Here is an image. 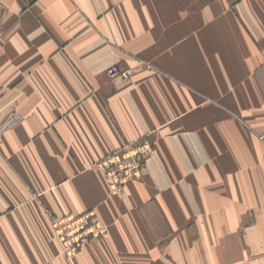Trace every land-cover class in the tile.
Instances as JSON below:
<instances>
[{
	"label": "crops",
	"instance_id": "crops-1",
	"mask_svg": "<svg viewBox=\"0 0 264 264\" xmlns=\"http://www.w3.org/2000/svg\"><path fill=\"white\" fill-rule=\"evenodd\" d=\"M86 212L108 235L67 258ZM0 264H264V0H0Z\"/></svg>",
	"mask_w": 264,
	"mask_h": 264
},
{
	"label": "built area",
	"instance_id": "built-area-1",
	"mask_svg": "<svg viewBox=\"0 0 264 264\" xmlns=\"http://www.w3.org/2000/svg\"><path fill=\"white\" fill-rule=\"evenodd\" d=\"M141 67L150 65L142 62ZM139 69L132 67L121 69L118 64L111 66L107 75L110 79L130 80ZM16 118L13 119L16 120ZM155 150L150 142L125 145L102 161L107 184L113 194L121 193L129 181L140 179L147 168L148 160ZM53 227L60 240L63 254L74 257L91 240L105 238L108 235L106 225L93 213L66 214L53 219Z\"/></svg>",
	"mask_w": 264,
	"mask_h": 264
},
{
	"label": "rangeland",
	"instance_id": "rangeland-1",
	"mask_svg": "<svg viewBox=\"0 0 264 264\" xmlns=\"http://www.w3.org/2000/svg\"><path fill=\"white\" fill-rule=\"evenodd\" d=\"M127 69V68H126ZM17 117V119L16 120H14L13 121V119L14 118H16ZM19 119V115L18 114H15L13 117H11L10 119H9V121L3 126V130L7 127V126H9V125H11L12 123H14L15 121H17ZM154 148V147H153ZM155 150V149H154ZM86 213H88V212H86ZM62 216V215H61ZM56 217H59V216H55L54 218H56ZM53 218V219H54ZM53 219H52V225H53ZM53 229H54V227H53ZM55 232V231H54Z\"/></svg>",
	"mask_w": 264,
	"mask_h": 264
}]
</instances>
